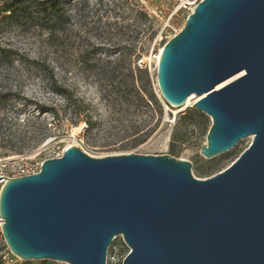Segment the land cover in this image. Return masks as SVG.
I'll list each match as a JSON object with an SVG mask.
<instances>
[{
    "label": "water",
    "instance_id": "obj_1",
    "mask_svg": "<svg viewBox=\"0 0 264 264\" xmlns=\"http://www.w3.org/2000/svg\"><path fill=\"white\" fill-rule=\"evenodd\" d=\"M156 83L172 107L202 96L193 107L211 120L205 158L253 136L250 145L206 179L168 155L67 147L2 187L1 230L14 256L106 264L121 235L122 264H264V0L198 2L161 48Z\"/></svg>",
    "mask_w": 264,
    "mask_h": 264
},
{
    "label": "rangeland",
    "instance_id": "obj_2",
    "mask_svg": "<svg viewBox=\"0 0 264 264\" xmlns=\"http://www.w3.org/2000/svg\"><path fill=\"white\" fill-rule=\"evenodd\" d=\"M8 1L0 0V9ZM58 1L68 22L51 32L23 29L0 14V47L16 52L10 65L0 64V167L37 166L72 146L92 157L168 155L206 179L250 145L253 136L202 156L210 118L193 106L168 105L153 65H137L181 31L201 0ZM128 252L116 236L106 264H122ZM7 264L67 263L14 256Z\"/></svg>",
    "mask_w": 264,
    "mask_h": 264
},
{
    "label": "trees",
    "instance_id": "obj_3",
    "mask_svg": "<svg viewBox=\"0 0 264 264\" xmlns=\"http://www.w3.org/2000/svg\"><path fill=\"white\" fill-rule=\"evenodd\" d=\"M58 0H10L0 9L2 20L23 29L39 27L47 31L62 29L68 18ZM16 52L0 47V64L10 65Z\"/></svg>",
    "mask_w": 264,
    "mask_h": 264
},
{
    "label": "built area",
    "instance_id": "obj_4",
    "mask_svg": "<svg viewBox=\"0 0 264 264\" xmlns=\"http://www.w3.org/2000/svg\"><path fill=\"white\" fill-rule=\"evenodd\" d=\"M192 12V10H191ZM159 59V53L154 52L150 55V60L148 62L143 63L142 59H139L137 61V65L139 67L147 68L153 65V67L156 69L157 63ZM62 154L57 155L55 158L60 157ZM40 164L37 166H32L29 164H16L15 166L12 165L9 169H4L3 167H0V194L3 185L6 183L7 180L11 178H18L22 176L32 175L39 171ZM4 177V178H3ZM4 224L3 219L0 217V260L3 263H11L12 259L14 258V255L10 252L8 249L1 230V226Z\"/></svg>",
    "mask_w": 264,
    "mask_h": 264
},
{
    "label": "bare ground",
    "instance_id": "obj_5",
    "mask_svg": "<svg viewBox=\"0 0 264 264\" xmlns=\"http://www.w3.org/2000/svg\"><path fill=\"white\" fill-rule=\"evenodd\" d=\"M192 11H193V10H192ZM160 51H161V48H160V50L158 51L159 54H160ZM149 60H150V58L148 57V59H144V60H142V62L145 63V62H148ZM240 75H241V74H239V75H237V76H235V77H232V78H230V79H228V80H225V81L219 83V84L216 86L215 89H220V88H222V87L228 85L229 83H231L234 79H236V78H237L238 76H240ZM201 97H202V96H197V95L194 94V93L190 94V95L186 98L184 104L181 106V110L187 109L188 107H192V106L194 105V103H196ZM174 120H175V119H174ZM172 121H173V120H172ZM250 139H251V137H250Z\"/></svg>",
    "mask_w": 264,
    "mask_h": 264
}]
</instances>
